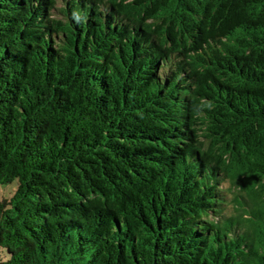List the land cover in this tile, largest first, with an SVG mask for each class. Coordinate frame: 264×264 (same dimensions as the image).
<instances>
[{
    "label": "trees",
    "instance_id": "1",
    "mask_svg": "<svg viewBox=\"0 0 264 264\" xmlns=\"http://www.w3.org/2000/svg\"><path fill=\"white\" fill-rule=\"evenodd\" d=\"M14 180L0 264H264V0H0Z\"/></svg>",
    "mask_w": 264,
    "mask_h": 264
},
{
    "label": "rangeland",
    "instance_id": "2",
    "mask_svg": "<svg viewBox=\"0 0 264 264\" xmlns=\"http://www.w3.org/2000/svg\"><path fill=\"white\" fill-rule=\"evenodd\" d=\"M60 6V2H57V7ZM57 14V13H55ZM17 186V181L14 180L11 183L8 184H4V185H0V200L4 199V198H8L11 193L13 192V190L16 188ZM226 186V185H225ZM227 206H226V210L225 212H227L228 214H231L234 212V203H233V192H228L227 193Z\"/></svg>",
    "mask_w": 264,
    "mask_h": 264
}]
</instances>
